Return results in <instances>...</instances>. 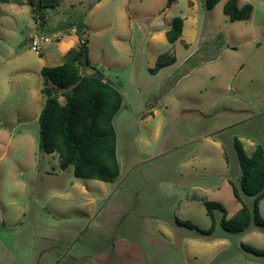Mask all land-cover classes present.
Listing matches in <instances>:
<instances>
[{
    "label": "rangeland",
    "instance_id": "obj_1",
    "mask_svg": "<svg viewBox=\"0 0 264 264\" xmlns=\"http://www.w3.org/2000/svg\"><path fill=\"white\" fill-rule=\"evenodd\" d=\"M10 1L0 12V264H61L67 254L81 264H264L242 248L264 250V229L227 232L219 211L210 236L175 223L208 230L206 201L227 218L252 205L230 183L241 175L233 140L248 156L264 148V0H237L253 11L233 23L228 0L211 10L205 0H57L39 17L29 0ZM175 18L182 34L170 44ZM80 31L91 64L123 95L112 182L75 178L38 146L40 70L60 65L58 43L76 47ZM161 59L174 63L158 68Z\"/></svg>",
    "mask_w": 264,
    "mask_h": 264
},
{
    "label": "trees",
    "instance_id": "obj_2",
    "mask_svg": "<svg viewBox=\"0 0 264 264\" xmlns=\"http://www.w3.org/2000/svg\"><path fill=\"white\" fill-rule=\"evenodd\" d=\"M172 1H167V7ZM219 2L205 0V8L211 10ZM9 3L10 0H0V12L1 6ZM29 5L33 7L32 16L36 13L39 17L38 14H42L44 9L55 8L57 0H29ZM252 11L250 4L240 7L237 0H228L223 7V14L231 23L249 20ZM81 28L82 25L79 30ZM182 28L183 21L175 18L166 32L170 44L181 37ZM87 43L88 40L80 31L78 45L65 54L62 64L40 70L43 81L41 94L45 102L38 116V146L45 154H56L61 170L72 168L75 178L112 182L119 175L116 132L112 122L122 107L123 95L91 64ZM173 63L174 60L161 59L157 66L164 68ZM82 68L92 69L94 73L82 75ZM59 97L63 99L62 102ZM233 147L241 175L238 187L230 183L232 193L238 202H241L240 193L252 197V205L241 202L235 215L227 218L221 204L206 201L204 207L211 221L208 230H201L188 221L176 219L178 227L210 236L217 222L215 211H219L222 216L218 223L227 232L244 233L252 226L264 229V219L259 213V203L264 198V148L257 145L248 156L236 138ZM242 248L254 255L264 256V250H255L246 245H242Z\"/></svg>",
    "mask_w": 264,
    "mask_h": 264
},
{
    "label": "crops",
    "instance_id": "obj_3",
    "mask_svg": "<svg viewBox=\"0 0 264 264\" xmlns=\"http://www.w3.org/2000/svg\"><path fill=\"white\" fill-rule=\"evenodd\" d=\"M70 45H73V42H71ZM58 48L61 51V55H62V57L64 59L65 54L70 49L68 42H65V41L59 42L58 43ZM63 61H62V63H63ZM226 171L228 172V167H227V170ZM227 181L229 183V177H227ZM67 256H68V254L64 257V259L62 260V263L61 264H63V263L64 264H81V260L83 259V257L82 256H79V255L77 257H74L73 256V257H71L69 259H67ZM94 261H96L97 263H100L101 262L100 256L98 258H95Z\"/></svg>",
    "mask_w": 264,
    "mask_h": 264
},
{
    "label": "built area",
    "instance_id": "obj_4",
    "mask_svg": "<svg viewBox=\"0 0 264 264\" xmlns=\"http://www.w3.org/2000/svg\"><path fill=\"white\" fill-rule=\"evenodd\" d=\"M42 39H39L38 37H33L31 42V50L35 53H39L42 45Z\"/></svg>",
    "mask_w": 264,
    "mask_h": 264
}]
</instances>
